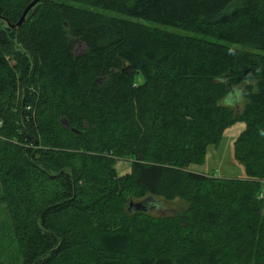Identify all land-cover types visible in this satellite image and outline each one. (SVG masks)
Returning <instances> with one entry per match:
<instances>
[{"label":"trees","instance_id":"16d2710c","mask_svg":"<svg viewBox=\"0 0 264 264\" xmlns=\"http://www.w3.org/2000/svg\"><path fill=\"white\" fill-rule=\"evenodd\" d=\"M29 1L0 0V252L264 264V0H39L10 28ZM236 121L244 176L191 171Z\"/></svg>","mask_w":264,"mask_h":264},{"label":"rangeland","instance_id":"374dc122","mask_svg":"<svg viewBox=\"0 0 264 264\" xmlns=\"http://www.w3.org/2000/svg\"><path fill=\"white\" fill-rule=\"evenodd\" d=\"M83 49L81 43H76L74 51L78 52ZM234 98L232 95H226L222 100L223 103L233 104ZM244 123L236 121L226 127L219 141L216 144H210L206 148V155L202 164H190L188 167L191 171L202 173L204 175H212L219 178H242L244 176V170L241 164H239L233 158L232 142L237 134L243 129ZM114 168L117 174H123L128 171V162L124 159H117L114 162ZM179 202H165L160 201L158 213L172 212L178 208ZM1 211V210H0ZM1 214V212H0ZM2 245H0L1 248ZM15 245L11 243L5 251L0 252V264H18L16 257L14 256Z\"/></svg>","mask_w":264,"mask_h":264},{"label":"water","instance_id":"95a60500","mask_svg":"<svg viewBox=\"0 0 264 264\" xmlns=\"http://www.w3.org/2000/svg\"><path fill=\"white\" fill-rule=\"evenodd\" d=\"M39 0H30L25 7L23 8L18 20L14 24H10L9 27H18L24 20L26 13L31 9ZM8 25V24H7ZM61 123L63 126L66 125V122L62 119ZM128 208H132L134 210H146L143 204V201H137V202H129Z\"/></svg>","mask_w":264,"mask_h":264},{"label":"clouds","instance_id":"9594fccd","mask_svg":"<svg viewBox=\"0 0 264 264\" xmlns=\"http://www.w3.org/2000/svg\"><path fill=\"white\" fill-rule=\"evenodd\" d=\"M229 51H230V53H232V50L231 49ZM237 96H239V93H237Z\"/></svg>","mask_w":264,"mask_h":264}]
</instances>
